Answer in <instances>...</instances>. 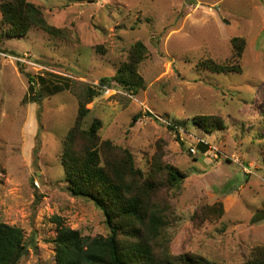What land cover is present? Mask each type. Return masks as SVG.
I'll return each instance as SVG.
<instances>
[{
  "label": "rangeland",
  "instance_id": "obj_1",
  "mask_svg": "<svg viewBox=\"0 0 264 264\" xmlns=\"http://www.w3.org/2000/svg\"><path fill=\"white\" fill-rule=\"evenodd\" d=\"M28 1L62 32L6 37L0 25V222L23 233L18 264H55L53 216L84 237L109 234L103 213L69 194L60 164L86 86L98 94L83 127L100 119V139L128 148L144 174L161 153L163 164L186 175L162 190L170 253L240 264L264 246V218L254 221L264 214V0ZM234 37L245 42L238 60ZM138 41L146 48L137 67L143 87L99 86ZM206 59L241 70L213 73L200 66ZM54 85L60 89L44 92ZM42 87L43 97L32 99ZM196 116L224 127L203 131ZM219 202L221 216L193 219Z\"/></svg>",
  "mask_w": 264,
  "mask_h": 264
},
{
  "label": "trees",
  "instance_id": "obj_2",
  "mask_svg": "<svg viewBox=\"0 0 264 264\" xmlns=\"http://www.w3.org/2000/svg\"><path fill=\"white\" fill-rule=\"evenodd\" d=\"M0 14V25L6 27V37H22L33 28L50 36L62 32L49 25L41 8L28 0H0ZM244 44L242 38L232 39L236 60L240 58ZM145 52L144 44L136 42L128 60L114 76L100 78L99 86L108 87L110 81H115L128 91L136 92L142 88L143 80L137 67ZM200 66L213 73L241 70L238 62L217 63L210 59L200 62ZM27 77L29 83L34 84L29 74ZM42 82L45 86L44 80ZM97 88L86 86L78 94L77 115L64 138L60 164L69 194L90 200L103 213L109 234L84 237L78 230L65 226L59 216H53L52 222L56 224V235L52 240L55 264H218L193 253L173 255L169 251V208L162 190L173 189L186 175L169 164H163L161 153L153 155L144 174L136 167L128 148H118L111 141L100 139V119L93 118L87 127H83L89 112L86 104L98 94ZM58 89L60 87L54 85L44 88V92L50 95ZM42 95L43 87L32 99L37 100ZM139 117L140 113L135 114L132 122ZM193 119L206 132L224 127L222 120L214 116ZM198 146L204 150L203 142ZM222 212L221 202L206 205L194 214L193 219L202 221L219 217ZM262 218L264 214H256L254 221ZM25 252L21 229L0 222V264H18ZM240 264H264V246L252 248Z\"/></svg>",
  "mask_w": 264,
  "mask_h": 264
}]
</instances>
